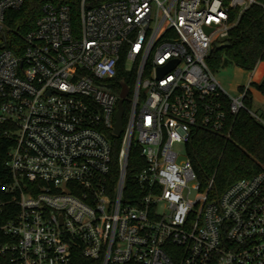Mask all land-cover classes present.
<instances>
[{
    "label": "built area",
    "instance_id": "2783aa9c",
    "mask_svg": "<svg viewBox=\"0 0 264 264\" xmlns=\"http://www.w3.org/2000/svg\"><path fill=\"white\" fill-rule=\"evenodd\" d=\"M26 1L0 0V33ZM255 3L45 0L20 53L0 49V124L13 141L0 256L13 264H264V161L209 199L187 152L198 127L228 134L229 115L247 108L248 87L231 95L208 57ZM123 58L129 85L117 82ZM124 84L115 179L107 133L116 134ZM133 140L145 163L126 194Z\"/></svg>",
    "mask_w": 264,
    "mask_h": 264
},
{
    "label": "trees",
    "instance_id": "16d2710c",
    "mask_svg": "<svg viewBox=\"0 0 264 264\" xmlns=\"http://www.w3.org/2000/svg\"><path fill=\"white\" fill-rule=\"evenodd\" d=\"M45 0H27L20 10L10 11L9 29L0 33V49L9 47L20 53L16 44L23 41V35L31 30L41 14ZM229 40L231 45L222 49H213L208 64L215 73L228 60L238 66L253 70L264 61V0H259L247 8L237 24L232 28ZM125 59L120 65L117 77L119 84H130L125 74ZM264 96V77L260 82H252ZM244 90V87H242ZM252 94L248 88L245 96L247 108L228 117V134L216 133L198 127L187 143V152L200 181V190L208 191V198H218L233 182L257 173L264 161V123L251 113ZM127 109V102H125ZM126 116L124 125H126ZM5 126L0 124V197L6 193L2 184L10 180L7 165L12 139L4 133ZM108 137L113 145V178L119 176V152L122 136L109 131ZM145 160L140 148L133 140L126 172V194L131 189L132 178L144 166ZM212 182V183H211ZM83 263H91L83 259ZM0 264H13L9 256H0Z\"/></svg>",
    "mask_w": 264,
    "mask_h": 264
},
{
    "label": "rangeland",
    "instance_id": "374dc122",
    "mask_svg": "<svg viewBox=\"0 0 264 264\" xmlns=\"http://www.w3.org/2000/svg\"><path fill=\"white\" fill-rule=\"evenodd\" d=\"M218 80L223 87L231 94L238 95L242 87H248L252 94L251 111L264 123V96L254 86L252 82H260L264 77V61H261L255 69L248 70L238 66L236 63L228 60L215 72ZM176 150L180 153V158L184 157V145L177 144ZM199 195V191L193 189L190 197L195 199Z\"/></svg>",
    "mask_w": 264,
    "mask_h": 264
},
{
    "label": "water",
    "instance_id": "95a60500",
    "mask_svg": "<svg viewBox=\"0 0 264 264\" xmlns=\"http://www.w3.org/2000/svg\"><path fill=\"white\" fill-rule=\"evenodd\" d=\"M231 45L230 40H225V41H219L215 43V49H222L225 47H228ZM162 73L163 70H160ZM127 94V85H123V89L121 92V99L119 101V109L116 112V122H115V133L117 135H121L123 130H124V124H123V115H124V98Z\"/></svg>",
    "mask_w": 264,
    "mask_h": 264
}]
</instances>
